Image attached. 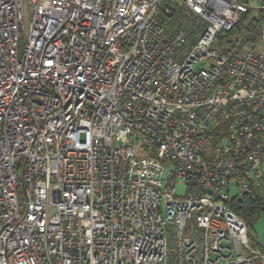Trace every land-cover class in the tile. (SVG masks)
Returning <instances> with one entry per match:
<instances>
[{
    "label": "built area",
    "instance_id": "obj_1",
    "mask_svg": "<svg viewBox=\"0 0 264 264\" xmlns=\"http://www.w3.org/2000/svg\"><path fill=\"white\" fill-rule=\"evenodd\" d=\"M259 10L0 0V264H264L229 207L264 196V49L212 50Z\"/></svg>",
    "mask_w": 264,
    "mask_h": 264
},
{
    "label": "trees",
    "instance_id": "obj_2",
    "mask_svg": "<svg viewBox=\"0 0 264 264\" xmlns=\"http://www.w3.org/2000/svg\"><path fill=\"white\" fill-rule=\"evenodd\" d=\"M263 28L264 10L249 11L243 14L239 22L231 30L221 31L219 33L216 40H220L222 35L224 42V48L222 51H219L220 54L226 57H232L242 52L244 47H257L261 42ZM229 207L245 220L248 227V235L251 238V227L264 214V196L247 195L242 198L232 199L229 202ZM252 242L255 243L253 240Z\"/></svg>",
    "mask_w": 264,
    "mask_h": 264
},
{
    "label": "rangeland",
    "instance_id": "obj_3",
    "mask_svg": "<svg viewBox=\"0 0 264 264\" xmlns=\"http://www.w3.org/2000/svg\"><path fill=\"white\" fill-rule=\"evenodd\" d=\"M221 35V34H220ZM222 35L220 40H216L213 45H212V50L215 51L216 53L220 54L219 51H222L224 48V42L222 40ZM222 40V41H221ZM239 46V45H238ZM237 46V47H238ZM252 47L251 46H247L244 47L242 51H246V50H251ZM257 51H263L264 49V44L263 42L259 43V45L255 48ZM206 64H202L201 67H206ZM185 186L182 184H179L178 186V190L180 193H185ZM251 238L250 241L251 243L252 240L255 241V243L259 244V245H264V214H262L258 220L254 223V225L251 227Z\"/></svg>",
    "mask_w": 264,
    "mask_h": 264
}]
</instances>
